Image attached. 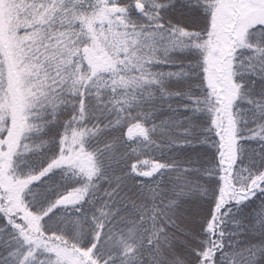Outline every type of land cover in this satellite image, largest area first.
<instances>
[{
    "label": "snow or ice",
    "instance_id": "1",
    "mask_svg": "<svg viewBox=\"0 0 264 264\" xmlns=\"http://www.w3.org/2000/svg\"><path fill=\"white\" fill-rule=\"evenodd\" d=\"M0 264H264V0H0Z\"/></svg>",
    "mask_w": 264,
    "mask_h": 264
}]
</instances>
